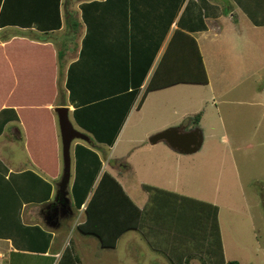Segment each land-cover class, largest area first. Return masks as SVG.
Segmentation results:
<instances>
[{
	"label": "crops",
	"instance_id": "1",
	"mask_svg": "<svg viewBox=\"0 0 264 264\" xmlns=\"http://www.w3.org/2000/svg\"><path fill=\"white\" fill-rule=\"evenodd\" d=\"M55 1L60 5L61 0H0V264H56L67 246L83 264L84 253L78 251L81 247L70 240L69 233L84 220L85 202L101 172L107 170L115 176L138 206L146 201L140 200L125 180L132 163L127 158L132 153H139L138 167H143L145 160L161 176L174 175L170 191L180 193L183 171L196 167L195 159L189 163L180 155L190 154L175 152L165 143L150 144L148 137L154 132L172 125L185 130L198 127L203 134L202 145L207 138L205 147L212 146L213 128L224 127L225 140L230 141V122L223 113L227 116L235 111L233 119L238 116L247 122L240 125L241 134L246 129L255 137L264 134V92L256 89V83L264 78V0H183L176 10L168 0H62V11L54 12L51 3ZM90 1L100 4L95 15L107 19L104 29H111L112 47L119 50L156 48L158 35L173 16L145 81L175 28L194 37L208 77L207 83H177L149 91L139 108L135 103L130 107L112 146L96 141L75 121L73 110L77 103L71 101L66 87L68 68L79 59L86 32L81 4ZM155 18L165 19L153 38ZM74 35L78 45L71 48L68 45ZM61 48L66 57L60 61L58 74ZM58 106L68 107L74 127L89 138L71 143L69 204L66 203L67 208L59 207L63 216H58L56 208L63 170L54 111ZM198 112V125H193L187 118ZM50 127L51 138L41 136V130ZM254 144L259 146L264 141ZM77 145L94 152L100 161L92 189L79 208L75 207L76 195L72 194ZM214 152L212 147L213 155ZM227 156L232 158L233 152ZM202 157L203 161L212 160V156L205 160L206 155L202 154L198 158L201 162ZM118 161L125 162L122 168ZM230 169L236 170V166L233 164ZM208 171L212 173V166ZM55 209L57 219L50 225L46 218ZM62 227L64 230H60ZM132 231L140 233L127 232ZM90 239L82 242H92Z\"/></svg>",
	"mask_w": 264,
	"mask_h": 264
},
{
	"label": "trees",
	"instance_id": "2",
	"mask_svg": "<svg viewBox=\"0 0 264 264\" xmlns=\"http://www.w3.org/2000/svg\"><path fill=\"white\" fill-rule=\"evenodd\" d=\"M168 1L175 4L176 10L183 0ZM99 6L97 1L81 4L86 32L81 55L68 68L66 87L71 101L77 103L73 110L75 121L92 133L96 141L112 146L130 107L135 103L139 108L149 91L177 83H207L208 77L194 37L175 28L145 81L173 16L158 35L156 48L119 50L112 47L111 29H104L107 19L95 15ZM164 19L155 18L153 38ZM136 39L141 41L140 36ZM199 119L200 112L187 118L193 125H198ZM52 131V127L42 129L41 136L51 138ZM99 167L94 152L76 146V177L72 186L75 207H80L87 191L92 189ZM142 188L148 198L140 207L119 180L103 170L85 202L84 220L76 228L96 237L104 248H114L123 233L138 230L151 249L165 256L169 264H189L192 256H197L201 264H240L224 257L217 204L149 184H142ZM60 198L63 199L58 186L56 200ZM56 264H79V258L67 246Z\"/></svg>",
	"mask_w": 264,
	"mask_h": 264
},
{
	"label": "rangeland",
	"instance_id": "3",
	"mask_svg": "<svg viewBox=\"0 0 264 264\" xmlns=\"http://www.w3.org/2000/svg\"><path fill=\"white\" fill-rule=\"evenodd\" d=\"M51 4L52 11H62V0L60 5L56 1ZM5 6L4 3V10ZM75 36L68 45L71 48L78 45V39ZM201 50L204 51L203 44ZM65 53L64 49H58V74L61 72L60 61L66 57ZM256 89L264 92L263 77L256 83ZM233 113L227 116L223 113L230 122L227 125L230 141L225 140L224 127L213 128L212 146L205 147L206 138L205 144L197 152L180 155L189 163L195 159L196 167L186 168L183 171V182L179 191L218 205V221L224 257L227 261L236 260L240 264H264V144L259 146L254 144V142L264 141V134L255 137L247 129L241 134L240 125L247 122L242 117L237 118L238 116L233 119L231 117ZM237 139H239L238 143ZM158 146H165L164 142H160ZM212 147L215 149V155L212 154ZM231 152L234 155L232 158L227 156ZM202 154L206 155L205 160L210 159V156L212 160L203 161L202 157L201 162L198 158ZM138 156L139 153L135 152L127 158V162L131 160L132 163H129L131 168L125 173V180L133 187V192L140 197V200L147 201L148 198L142 184L173 189L174 175L165 173L161 176V172L159 174V171L150 168L145 160H143L145 162L143 167H138L137 163L140 161ZM124 163V161H118V167L122 168ZM233 164L236 170L230 169ZM211 166L212 173H209ZM232 170L235 172L231 173ZM75 216L70 219L71 224L75 221ZM60 230H64V227ZM69 237L73 243L81 247L78 251L81 254L84 253L83 264H169L167 258L152 250L142 234L136 231L125 233L114 248L100 247L97 245L96 237L84 235L77 229L71 230ZM88 238H91L92 242H82L83 239ZM189 264H201V261L197 256H192Z\"/></svg>",
	"mask_w": 264,
	"mask_h": 264
},
{
	"label": "water",
	"instance_id": "4",
	"mask_svg": "<svg viewBox=\"0 0 264 264\" xmlns=\"http://www.w3.org/2000/svg\"><path fill=\"white\" fill-rule=\"evenodd\" d=\"M54 111L57 114L63 163L62 177L59 186L61 189L62 197L64 199V203L69 204V198L67 196V186L70 177L71 165L70 146L71 143L76 139L88 141L89 138L86 134L74 127L68 115V107L58 106L54 108ZM148 142L150 144L164 142L175 152L181 154H192L197 152L201 148L203 142V134L198 127H193L185 130L181 129L179 126H170L150 135L148 137ZM54 211L55 213H51L46 218L47 223L50 225H54L57 219L56 209Z\"/></svg>",
	"mask_w": 264,
	"mask_h": 264
},
{
	"label": "flooded vegetation",
	"instance_id": "5",
	"mask_svg": "<svg viewBox=\"0 0 264 264\" xmlns=\"http://www.w3.org/2000/svg\"><path fill=\"white\" fill-rule=\"evenodd\" d=\"M61 205H62L63 207H65V208H67V207H66L67 205L64 203V201L62 200V198H60V199L58 200L57 205H56V208H57V211H58V213H57L58 216H63L62 213H61V211L59 210V207H60ZM65 210H66V209H65Z\"/></svg>",
	"mask_w": 264,
	"mask_h": 264
}]
</instances>
